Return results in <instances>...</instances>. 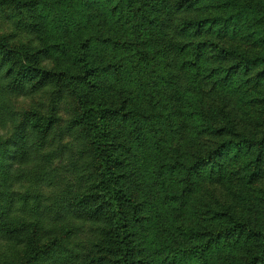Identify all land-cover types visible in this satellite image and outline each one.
<instances>
[{
	"label": "trees",
	"instance_id": "1",
	"mask_svg": "<svg viewBox=\"0 0 264 264\" xmlns=\"http://www.w3.org/2000/svg\"><path fill=\"white\" fill-rule=\"evenodd\" d=\"M19 90L40 107L0 105V264H264V0H0ZM61 99L78 190L42 205L7 182L52 184Z\"/></svg>",
	"mask_w": 264,
	"mask_h": 264
},
{
	"label": "rangeland",
	"instance_id": "2",
	"mask_svg": "<svg viewBox=\"0 0 264 264\" xmlns=\"http://www.w3.org/2000/svg\"><path fill=\"white\" fill-rule=\"evenodd\" d=\"M40 99L39 96L35 98L33 95H29L28 93L22 92L19 90L18 92H9V93H0V105L4 104L6 107H9V110L11 108L16 110H28L32 106L36 109L40 107ZM67 99H61L60 102L57 104L59 108V116L61 118L59 128L56 129V131L53 134V139L55 143H57V140L63 136V139L59 143L58 149L61 150V152L55 157V160L53 159L51 162L53 165L50 167H46L42 171H38V176L44 175L48 170L51 169V171L47 172V178L52 183L49 186L47 184H44L41 186L42 191H38V186L36 185L35 188H32L29 184H22L18 185L17 182L11 178H9V181L7 184H9V187L6 188L7 190L16 193L17 195L23 196L27 193V196H32L35 193H39L41 196V204H47L52 202H57L58 197L62 192L68 193H75L78 190V186L76 183V166L78 163V151L79 146L78 143L75 141L76 132H68L65 129V122L69 118L71 114V108L68 106V102H66ZM70 108V109H69ZM70 110V112H69ZM244 111V110H243ZM242 111V113H243ZM1 115V114H0ZM8 115V113H7ZM236 119L239 123V129L241 130L244 127H249L255 125L253 121L247 122L246 124L244 121L243 116L239 113L238 110H236ZM10 121L1 122L0 121V153L3 148H7L6 142L12 135V130L9 127ZM56 144L48 149L50 151L55 152L56 150ZM8 150L13 153V149L10 147ZM46 150V149H45ZM35 158V157H34ZM33 158V159H34ZM13 158L4 159L0 158V164L4 163L5 170L2 174V177H7L8 173V166L13 162ZM36 159V158H35ZM52 168L56 169L58 173H52ZM11 171V170H10ZM15 172V171H14ZM12 173V175H15V173ZM9 177V176H8ZM38 191V192H37ZM6 210L9 213V218H13L18 216L20 213L21 206L16 204H8L6 205ZM40 215H44L43 209L40 210ZM3 243H0L2 245ZM6 244L4 243L1 248H4ZM2 250V249H1ZM55 259H59L58 255H54ZM54 264V259L52 260ZM51 262V264H52Z\"/></svg>",
	"mask_w": 264,
	"mask_h": 264
}]
</instances>
